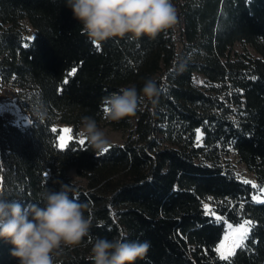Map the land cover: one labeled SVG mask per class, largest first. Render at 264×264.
Masks as SVG:
<instances>
[{"label": "trees", "instance_id": "16d2710c", "mask_svg": "<svg viewBox=\"0 0 264 264\" xmlns=\"http://www.w3.org/2000/svg\"><path fill=\"white\" fill-rule=\"evenodd\" d=\"M172 2L178 15L172 29L155 39H109L98 50L66 0H0V91L12 82L30 116L22 125L0 113L4 196L39 203L45 188L67 184L92 220L81 244L65 248L55 264H92L91 242L121 233L150 242L136 264H225L212 249L223 221L243 218L256 226L233 264H264V204L251 202L255 190L224 158L234 149L253 173L250 180L264 184V0ZM237 41L258 55L233 54ZM148 78L157 82V102L145 100L133 117L107 119L104 98L122 86L139 92ZM84 116L128 128L127 137L108 141L102 155L86 140L81 146ZM57 122L73 129L63 150L59 132H51ZM204 204L222 220L206 215ZM12 248L0 239V264H19Z\"/></svg>", "mask_w": 264, "mask_h": 264}, {"label": "clouds", "instance_id": "9594fccd", "mask_svg": "<svg viewBox=\"0 0 264 264\" xmlns=\"http://www.w3.org/2000/svg\"><path fill=\"white\" fill-rule=\"evenodd\" d=\"M66 5L93 45L109 39H155L178 23L172 0H66ZM158 95L153 78L146 79L139 92L135 85L122 86L103 100L107 119L133 117L145 100L155 104ZM79 136L99 152L109 143L92 116L82 117ZM70 191L63 183L59 190L45 188L38 194L39 203L27 205L9 201L0 191V239L13 245L11 255L19 264H55L65 248L79 246L88 235L92 220L84 214L87 205L70 197ZM91 245L92 264H136L150 248L148 241L123 235L111 240L98 237Z\"/></svg>", "mask_w": 264, "mask_h": 264}, {"label": "snow or ice", "instance_id": "6c2138e0", "mask_svg": "<svg viewBox=\"0 0 264 264\" xmlns=\"http://www.w3.org/2000/svg\"><path fill=\"white\" fill-rule=\"evenodd\" d=\"M29 39H35V37H31ZM28 45L26 44L25 47ZM99 50L100 45H95ZM76 73V68H73L71 72L68 74L69 76L74 75ZM254 79V78H253ZM67 83V79L64 81ZM104 113L107 114V108L103 109ZM52 133H58L57 137V147L61 150L68 147L69 142L73 139L72 133L73 129L69 127H64L62 129H57L56 127L51 128ZM202 139V134L199 129L196 130V140L197 146L200 145V141ZM78 143L83 146L85 145V140L83 138L78 139ZM109 147H106L103 152L99 154L102 155L109 151ZM243 184L250 185L252 189L255 190V194L251 196V202L256 204H264V184H257L255 181L246 179L243 177H239ZM3 190V181L0 179V191ZM247 201L240 202L239 208L242 210ZM205 214L210 215L214 218L215 221L220 222L222 217L218 216L213 209L210 208L208 204L203 205ZM224 233L219 242L212 249L216 254V257L219 261L225 262V264H233V259L236 256L239 250L245 249L247 247V241L249 240L251 233L253 232L256 224L250 218H243L238 220L234 226L233 223H229L226 220L223 221ZM123 235V233H121Z\"/></svg>", "mask_w": 264, "mask_h": 264}, {"label": "rangeland", "instance_id": "374dc122", "mask_svg": "<svg viewBox=\"0 0 264 264\" xmlns=\"http://www.w3.org/2000/svg\"><path fill=\"white\" fill-rule=\"evenodd\" d=\"M25 24L27 28H29L30 31L32 32V26L30 25V23L25 21ZM242 51H249L253 54L258 55V52L250 44L242 43L240 41L235 42L231 47V52L233 54ZM195 81L198 85H202L204 82L203 74L197 72L195 74ZM0 113L19 124L26 125L30 123L29 114L21 109L17 101L16 88L12 82L5 83L0 91ZM97 124L105 132V136L107 140L111 142L122 143L127 137V134L129 132L128 128L114 127L112 124L108 123L105 120L99 121L97 122ZM55 127L59 129H62L64 127L71 128L70 124L66 122H57L55 124ZM224 158L226 160H229L245 178L252 179V177L254 176L253 173L240 160L238 154L234 149H231V151L227 155H225ZM69 173L76 181L81 180L79 176L76 174L75 168L72 167L69 170Z\"/></svg>", "mask_w": 264, "mask_h": 264}]
</instances>
